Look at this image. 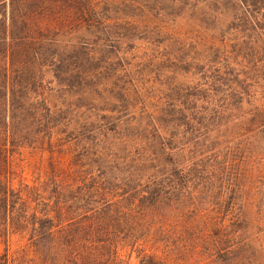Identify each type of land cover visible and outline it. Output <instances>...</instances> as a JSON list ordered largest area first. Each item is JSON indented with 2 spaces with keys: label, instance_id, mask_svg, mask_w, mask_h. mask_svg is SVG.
<instances>
[{
  "label": "trees",
  "instance_id": "16d2710c",
  "mask_svg": "<svg viewBox=\"0 0 264 264\" xmlns=\"http://www.w3.org/2000/svg\"><path fill=\"white\" fill-rule=\"evenodd\" d=\"M76 1L78 30L91 32L97 23L107 24L102 21L107 13L99 3ZM2 3L6 12L0 18V237L4 243L0 264H131L132 258L135 264H252L247 259L252 256L250 245L256 242L251 208L256 201L264 205V189H259L264 185V105L251 106L239 129H231L237 135L226 138L227 144L213 156L182 167L168 151L178 127L186 133L208 131L228 124L242 103L251 105L244 80L232 79L236 89L229 93L222 112L196 111L205 96L200 90L178 92L157 117L142 112L136 128L143 140L137 153L140 159L52 162L44 179L29 183L10 159L22 144L51 147L58 124L69 122L66 113L52 112L38 98L39 67L53 66L55 77L65 80L76 72L71 67L76 61L69 62L77 57L79 47L60 48L50 38L51 29L35 21L44 13L50 15L49 0ZM234 4L235 19L243 21V28L249 23L252 31L251 41L240 43L237 57L245 58L246 49L257 52L252 69L264 80V0ZM215 72L220 85L210 89L217 93L228 81L219 70ZM98 117L85 121L97 127L100 118L108 119ZM117 122L111 131L130 125V121ZM257 207L261 218L263 210ZM13 235L19 237L15 247L10 243Z\"/></svg>",
  "mask_w": 264,
  "mask_h": 264
},
{
  "label": "rangeland",
  "instance_id": "374dc122",
  "mask_svg": "<svg viewBox=\"0 0 264 264\" xmlns=\"http://www.w3.org/2000/svg\"><path fill=\"white\" fill-rule=\"evenodd\" d=\"M93 1L103 6L107 17L103 16L102 21L107 24L97 23L98 28L91 32L74 25L76 0H49L53 8L50 15L34 17L42 27L51 29L50 38L54 37L53 42L60 48L74 45L79 50L69 62L76 61L71 64L76 72L65 80L55 77L53 66L39 67L42 85L38 98L52 112L66 113L69 122L58 124L51 147L22 144L10 159L18 164L19 176L29 183L44 179L52 162L140 159L137 153L143 140L137 135L138 116L146 112L157 117L161 107L178 92L200 90L205 96L198 101L196 111L203 113L207 108L222 112L229 93L236 89L231 81L238 77L247 85L245 96L252 99L251 105L244 102L242 109L233 110L228 124L190 133L178 127L168 151L182 167L220 152L227 144L226 138L237 135L231 129H239L249 108L264 105V80L256 77V68L252 69L259 54L246 49L245 58L237 57L240 43L252 39L249 23L243 28V21L235 19L233 7L237 0ZM5 12L2 3L0 18ZM215 70L228 81L217 93L210 89L211 85H220ZM101 115L108 119L102 120ZM85 117L101 121L94 127ZM117 121L122 125L130 121V125L113 132ZM159 132L168 138L164 129L159 128ZM259 189L262 191L264 185ZM257 204L251 208V232L256 242L250 245L252 256L247 259L252 264H264V214L260 218L261 214L256 213L257 206L264 213V205ZM18 242V236L10 237L12 247ZM3 248L0 237V252ZM131 264H135L134 258Z\"/></svg>",
  "mask_w": 264,
  "mask_h": 264
}]
</instances>
